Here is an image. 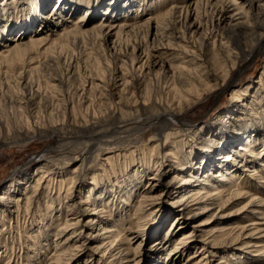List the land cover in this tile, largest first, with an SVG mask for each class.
Returning a JSON list of instances; mask_svg holds the SVG:
<instances>
[{
  "label": "bare ground",
  "instance_id": "1",
  "mask_svg": "<svg viewBox=\"0 0 264 264\" xmlns=\"http://www.w3.org/2000/svg\"><path fill=\"white\" fill-rule=\"evenodd\" d=\"M259 53L264 0H0V148L60 140L0 185V263L75 264L86 232L98 254L87 264H214L218 248L232 264H264L249 252L264 255V65L238 79ZM223 92L208 120L184 118ZM243 189L248 222L224 213ZM136 197L162 202L148 233L140 206L123 237L117 208ZM188 208L202 221L188 226ZM145 236L154 247L143 257ZM241 236L244 248L232 246Z\"/></svg>",
  "mask_w": 264,
  "mask_h": 264
},
{
  "label": "rangeland",
  "instance_id": "2",
  "mask_svg": "<svg viewBox=\"0 0 264 264\" xmlns=\"http://www.w3.org/2000/svg\"><path fill=\"white\" fill-rule=\"evenodd\" d=\"M90 1V0H89ZM165 6L164 8H161ZM161 6V9H158V13H163L165 11V8L167 7V4ZM51 8L49 9V7H47L45 10L42 11V13H40L41 17H46V15L48 14V12H50ZM145 15V13L143 14ZM145 17V16H144ZM143 18V17H142ZM44 21H46L45 19H43ZM45 32H41L39 35L44 36ZM14 35L11 34L10 37H13ZM53 39V38H52ZM32 57H34V55H32ZM38 60H34V63H37ZM103 62V61H102ZM101 63V61L99 62ZM4 64V63H3ZM250 65L247 67V70L238 78L240 83H247L249 82L251 79L255 78L258 73L261 71L262 66L264 65V53H259L258 55L255 56V58L253 59V61L249 63ZM246 64V62H241L240 66L244 67ZM19 66V65H18ZM10 64L9 66L7 64L3 65L2 70L3 71H10ZM19 69V67H16V70ZM241 78V79H240ZM242 81V82H241ZM214 99V100H212ZM228 102V93L227 92H223L220 95H218V97H214L209 96L207 99L202 100L199 104H197L196 106L192 107L188 113L184 116V118L189 119V121H195V122H200V121H205L208 120L214 113L220 111L222 108H224L227 105ZM156 128H160L161 127V123H158L156 126ZM154 132L155 130L150 131L149 133H147L145 135L144 140H150L152 136H154ZM60 140L58 137H53L51 139H34L31 140L27 143H16V144H12V145H8V146H4L2 148H0V185H5L9 179H11V175L13 174V172L17 169L22 167L27 161L32 160L36 157H38L39 155H41L45 150H47L48 148H55L59 145ZM24 145V146H23ZM7 148V149H6ZM100 157V156H99ZM87 159L90 160L91 157H86V154H84L82 156V158H80L79 160H75L71 163V167L72 165H76L79 162H81V159ZM99 158H97L98 160ZM92 162V163H91ZM88 166H93L94 164H96L95 159L92 160ZM95 162V163H94ZM239 170L242 169V166H238ZM171 173L165 174V176L163 177V180L165 182H170V177H171ZM259 186V188H262V186ZM243 194L237 199L235 198V200H231L230 203L228 205L225 206V212H236L238 210L241 209V207L245 206L246 203L249 201V197L251 195V193H249L247 190H242ZM139 198L140 197H136V198H132L131 202H130V207L128 208H122L124 205L120 204L118 209V213L120 211H122V213H124V217H125V227L128 229H125L124 232H122L123 237H128L130 235H132L133 231L136 230L137 228V217L135 214L136 209H138V207H142V209L144 210V212H142V214L145 216L144 220H140V222H145L144 225H142V230H141V234H146L148 233V230L151 228L152 224L154 223V218L155 216H153V212L155 213L156 211H159V206L160 203L162 202V200L154 198V199H150V200H146L143 202V204H139ZM176 198L181 199V197L176 196ZM78 200V199H77ZM76 200V201H77ZM118 202V201H117ZM251 206H246V208H244L243 210H240L238 212V214H236V216H240L242 215L244 217L243 222L246 221L248 219L245 218H256V215H250L248 214V212L251 211L250 209ZM108 211V212H107ZM112 211L111 208L110 210H106V213H103L102 217H106L108 219L109 214ZM193 212L192 208H188L185 212H184V218L185 221L189 222V224H187L188 226L191 225L190 222H192L194 219H200L202 221V217L201 216L199 218H194V219H186L189 215H191V213ZM212 210H210L208 212V216L210 215L209 213H211ZM198 213V210L195 211V214ZM23 213L21 212V215ZM223 214V213H222ZM171 219L168 218L167 219V223H169ZM36 221V220H35ZM87 221V218L84 219L83 221H81V224L84 225V223ZM234 221L238 222L236 219H234ZM262 222H264V220H262ZM166 223V224H167ZM235 222L228 224V228L230 227H235ZM245 224V223H243ZM61 224L58 223L56 225H54V228L52 229V232L49 234V238L50 240H52L54 238V235L56 233V230H58V227ZM105 226H109V224H105ZM188 226H186L185 229H183L179 234H175L172 238H171V243L174 244L176 243L177 239L180 237V234H182V232H186L187 230H189L190 228H188ZM2 228V225H0V230ZM104 228V227H103ZM106 228V227H105ZM86 232L83 233V237H81V241L85 242V245H82V251L78 253V256H75L74 258V262L75 264H87L88 261H95L96 259H98V254L97 252L93 251V247L95 242L93 241L94 238L92 237H85ZM85 234V235H84ZM92 234L94 235L95 232H92ZM7 234H5L3 232L2 238H1V242L2 243H9L12 241V238H7L6 237ZM145 240H143V242L140 244V247L136 250V252H138L139 254H141L143 257L148 255L152 248L154 247V241H151L147 236H145ZM243 236L240 237L239 241L234 243V247H238V248H244L242 247L244 244L241 243V241L243 240ZM8 239V240H7ZM196 241H201V238L196 237L195 238ZM219 239V238H218ZM234 240V239H233ZM79 241V242H81ZM227 241H232V239H228ZM258 241V239L253 240V242ZM106 243V241L101 242V244ZM84 244V243H83ZM253 243L250 242V245H252ZM75 243H73V245L70 244L71 248L74 249ZM134 246V244H133ZM26 250V249H25ZM219 250V248H218ZM213 251V256L210 257V259L213 261L214 264H232L230 261V258H226L224 257V255L222 253H220L219 251ZM193 250L189 249L188 253H191ZM240 251V250H237ZM249 252L251 253V255H258V257H263L264 255L262 254H257L258 252L255 251L254 248H250ZM43 253H45L44 255L51 256L52 253V248L49 247L47 249V251H43ZM248 253V254H250ZM10 254V252H9ZM53 255V254H52ZM52 257V256H51ZM222 258V259H221ZM5 258H2V261L0 264H5ZM33 261V260H32ZM32 264V262H31ZM243 264V263H241Z\"/></svg>",
  "mask_w": 264,
  "mask_h": 264
}]
</instances>
